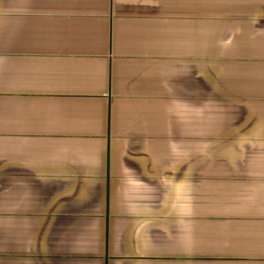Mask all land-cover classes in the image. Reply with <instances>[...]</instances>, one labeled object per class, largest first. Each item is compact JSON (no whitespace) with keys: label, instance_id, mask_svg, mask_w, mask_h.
<instances>
[{"label":"crops","instance_id":"obj_1","mask_svg":"<svg viewBox=\"0 0 264 264\" xmlns=\"http://www.w3.org/2000/svg\"><path fill=\"white\" fill-rule=\"evenodd\" d=\"M160 9L0 0V220L14 178L30 193L17 207L32 209L14 219L31 220L33 242L93 231L79 251L101 264H264L263 73L245 118L209 124L205 179L198 159L152 152L149 125L117 119L120 65H150L120 41Z\"/></svg>","mask_w":264,"mask_h":264},{"label":"rangeland","instance_id":"obj_2","mask_svg":"<svg viewBox=\"0 0 264 264\" xmlns=\"http://www.w3.org/2000/svg\"><path fill=\"white\" fill-rule=\"evenodd\" d=\"M159 13L149 23L136 20L134 34L120 41L119 55L148 51L150 65H120L117 100L123 111L116 116L132 122V132L146 134L149 125L151 151L165 153L168 164L198 159L193 163L205 179L209 124L245 118L264 74V0H161ZM134 121L145 128L135 130ZM14 184V178L7 181L0 264H101L79 251L96 247L93 231L81 241L73 230H56L51 241L33 242L31 220L14 219L32 210L16 205L30 193H22L21 182L15 193Z\"/></svg>","mask_w":264,"mask_h":264}]
</instances>
